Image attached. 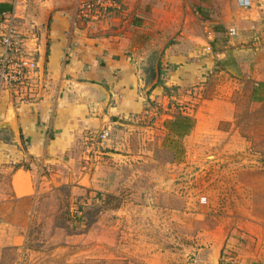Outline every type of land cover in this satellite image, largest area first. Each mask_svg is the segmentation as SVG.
Segmentation results:
<instances>
[{
  "label": "rangeland",
  "instance_id": "obj_1",
  "mask_svg": "<svg viewBox=\"0 0 264 264\" xmlns=\"http://www.w3.org/2000/svg\"><path fill=\"white\" fill-rule=\"evenodd\" d=\"M11 1L19 16L1 15L0 39L12 27L24 43L33 34L39 44L49 25L48 13H43L47 0ZM53 1L65 5L59 13L89 23L87 31L94 39L127 35L131 28L137 32L149 22L158 26L155 31L159 40L164 37L163 47L144 58L140 51L133 55L136 76L143 83L136 91L141 111L109 128L103 144L91 136L103 129L87 133L86 168L78 170L76 163L71 171L77 179L45 186L35 197L15 199L8 172L1 174L0 264L262 262L264 99L256 101L249 93L254 84L251 74L264 61V0H180L189 13L188 24L180 26L173 25L174 17H180L172 9L178 0H114V7L89 18L81 12L87 0ZM214 25L222 30L215 28L213 41L241 45L247 55L241 64L246 73L251 70L250 78L237 83L230 97L234 104L230 119L220 112L229 107L224 98L229 85H220L227 76L220 71L235 58L214 60L212 73H200L198 82L195 78L184 85L169 82L174 68L170 64L164 71L160 66V84H155L156 76L149 79L150 69L166 62L169 50L178 52L176 43L186 50L195 44L194 48L212 52L208 39ZM235 47L220 46L215 52ZM23 48L34 57L26 44ZM36 58V71L25 74L21 82L8 83L0 97L6 95L15 103L41 98L48 74ZM153 84L159 87L155 90ZM259 86L264 93V82ZM184 115L196 129L191 133L193 126L186 135L190 137L179 141L168 134L164 122ZM112 139L115 147L108 148ZM29 163L28 159L19 165Z\"/></svg>",
  "mask_w": 264,
  "mask_h": 264
},
{
  "label": "crops",
  "instance_id": "obj_2",
  "mask_svg": "<svg viewBox=\"0 0 264 264\" xmlns=\"http://www.w3.org/2000/svg\"><path fill=\"white\" fill-rule=\"evenodd\" d=\"M2 3L10 4L11 10L0 13V22L3 13L6 16L14 14L13 19L19 16L11 0H0V4ZM45 3L48 6L43 9V13L47 12L49 18L47 32L40 34L39 44L34 43L33 39L37 38L33 34L28 35L24 43L34 57H37L38 65L48 74L44 93L37 101L16 103L6 95L0 97V176L8 172L9 186L15 199L35 197L44 192L45 186L67 184L77 179V175H72L71 171L76 169V163L78 170L86 168L83 160L87 158L86 152H89L85 147L87 133L105 127L113 130L123 117L141 111L138 110L141 100L136 91L143 83L136 76L133 55L140 51L142 58L147 57L151 50L163 47L164 41V37L158 39L160 35L155 31L158 26L152 27L149 22H146L149 25L146 29L136 25L139 28L137 32L131 28L127 35L94 39L87 31L89 23L78 19L75 21L74 17L66 16L67 12L66 15L59 13L61 11L58 9L65 5L60 6L53 0ZM172 9L180 13V17H174L176 24L173 21V25H187L188 9H184L180 0L173 4ZM215 26L218 25L212 27L208 39L211 40L209 44L212 52H208L206 48L201 50L198 45L194 48L195 44L193 49L189 46L190 49L186 50L187 46L181 47L182 43H176L174 45L179 48L178 52L169 50L165 54L168 63L161 60L160 66L164 71L167 64L173 65L169 82L184 85L193 82L194 78L196 82L202 80L199 79L200 73H212L210 68H213L214 60L235 58L234 61L226 62L220 71L227 76V80L220 82V85H229L224 97L229 107L226 106L227 109L220 112L226 113L225 118L230 119L233 117L230 106H234L230 97L238 89L237 83L243 84L246 78H250L251 70L248 69L246 73L244 64H241V57L244 56L241 45L235 47L230 40L213 41L215 32L222 30ZM136 45L137 48H134ZM228 45L234 46L235 50L215 52L220 46L225 48ZM263 63L251 74L254 84L252 93L249 94L256 101L264 99L259 86L264 82ZM157 87L159 86H154L153 89L156 90ZM156 93L161 92L158 90ZM195 129L196 125L191 133ZM109 146L115 147V139L110 140L107 147L111 148ZM28 159L30 163L27 166L19 165ZM60 170L64 174L56 173ZM254 252L252 251L253 257L256 256ZM261 260L263 263L259 260H251L249 263L264 264V258ZM237 262L236 264L247 263L241 259Z\"/></svg>",
  "mask_w": 264,
  "mask_h": 264
},
{
  "label": "built area",
  "instance_id": "obj_3",
  "mask_svg": "<svg viewBox=\"0 0 264 264\" xmlns=\"http://www.w3.org/2000/svg\"><path fill=\"white\" fill-rule=\"evenodd\" d=\"M115 6L114 0H88L83 2L81 6L82 15L86 18L93 17L98 14L99 11H105ZM2 16H5L3 13ZM3 18V17H2ZM4 19V18H3ZM234 33L231 31L230 34ZM23 39L13 31L12 27L7 31L5 35L1 36L0 47V92L3 87H6L8 83L14 81H20L25 74L36 71L37 65L27 52H23L24 49ZM30 57V58H29ZM109 128L103 129L97 135H91L96 144H103L109 139ZM1 222V218H0Z\"/></svg>",
  "mask_w": 264,
  "mask_h": 264
},
{
  "label": "trees",
  "instance_id": "obj_4",
  "mask_svg": "<svg viewBox=\"0 0 264 264\" xmlns=\"http://www.w3.org/2000/svg\"><path fill=\"white\" fill-rule=\"evenodd\" d=\"M10 10H11L10 4H5V3L0 4V13L5 12V11L7 12ZM150 70L151 71H150L149 79H152L156 76L158 80L156 81L155 84L157 85L160 84V70H161L160 65L158 64L156 68L152 67ZM152 87H154V84ZM252 99H255V98L253 97ZM164 126L166 130L168 131V134L177 138V140L180 141L183 137H185L186 135L190 133L191 129L194 126V123L190 117L184 115V116H177V117H173L172 119L165 120ZM18 166L19 165H17V167Z\"/></svg>",
  "mask_w": 264,
  "mask_h": 264
}]
</instances>
